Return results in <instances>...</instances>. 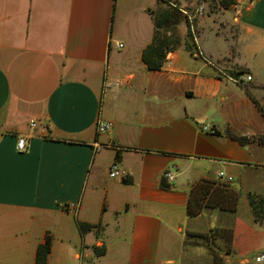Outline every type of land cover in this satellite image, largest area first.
<instances>
[{"label": "crops", "instance_id": "1", "mask_svg": "<svg viewBox=\"0 0 264 264\" xmlns=\"http://www.w3.org/2000/svg\"><path fill=\"white\" fill-rule=\"evenodd\" d=\"M176 2L194 5L191 39L149 71L163 0H0V264H35L46 238L45 264H186L185 234L207 225L189 190L219 172L238 194L224 264L264 253L247 201L264 197V0Z\"/></svg>", "mask_w": 264, "mask_h": 264}, {"label": "trees", "instance_id": "2", "mask_svg": "<svg viewBox=\"0 0 264 264\" xmlns=\"http://www.w3.org/2000/svg\"><path fill=\"white\" fill-rule=\"evenodd\" d=\"M233 1L219 0L218 4L222 8H227L233 4ZM163 3L166 5L165 9L156 15H153V12L151 14L154 27L152 39L150 44L141 53V61L149 71H158L164 63L166 53L173 51L177 46L176 26L181 20L187 25L186 16L182 15L179 8L172 7L166 0H163ZM166 33H169L170 36H166ZM187 36L190 40L191 35L189 30H187ZM234 139L239 143L248 141L244 137H234ZM258 140L264 141V137ZM160 186L162 188L167 187L163 178L160 180ZM237 201L238 194L229 184L207 180L198 181L189 190L185 208L186 217L194 218L207 210H217L229 213L232 216L236 210ZM247 201L253 213L254 221L259 224L264 223V197L248 194ZM78 228L83 233L95 229L96 226L78 223ZM230 237L231 233H229L228 245ZM49 245V239L46 238L44 243L38 246L35 254V264H45Z\"/></svg>", "mask_w": 264, "mask_h": 264}, {"label": "rangeland", "instance_id": "3", "mask_svg": "<svg viewBox=\"0 0 264 264\" xmlns=\"http://www.w3.org/2000/svg\"><path fill=\"white\" fill-rule=\"evenodd\" d=\"M177 0H172V7L183 9L181 4L176 2ZM211 4V2H210ZM194 7V5H193ZM193 7L186 8L184 12L188 15H192ZM166 8V5L160 6L153 11V15H156L160 11ZM183 16H185L182 13ZM187 20V19H186ZM180 25V38L178 36V26ZM190 29V23L187 20V25L181 20V22L176 26L175 34L178 38V43L183 42L184 31ZM190 32V31H189ZM191 33V32H190ZM166 36H170L166 33ZM189 39V38H188ZM229 184L230 182H225ZM231 188H236L235 183L231 184ZM210 211V212H209ZM212 211V212H211ZM217 210H207L202 214L204 216L201 222L207 224L204 229L198 231H190L186 233L182 241V256L184 258V263L186 264H224V257L228 253L229 245V233H230V223L232 216L229 213L220 212ZM216 215V220L213 214ZM189 220H193L189 218ZM210 220L212 224L210 223ZM204 224V223H203Z\"/></svg>", "mask_w": 264, "mask_h": 264}, {"label": "built area", "instance_id": "4", "mask_svg": "<svg viewBox=\"0 0 264 264\" xmlns=\"http://www.w3.org/2000/svg\"><path fill=\"white\" fill-rule=\"evenodd\" d=\"M167 3L169 5L172 6V0H166ZM185 16H186V19L188 20V22L191 24V19H192V16L186 14L184 11L182 12ZM189 31L191 32V26H190V29ZM122 45L121 44H118L117 45V48H121ZM243 79V76H240L238 77L237 79H232L233 82H239ZM251 79V77L249 76H245L244 77V80L246 81H249ZM29 126L30 127H33L34 126V122L33 121H29ZM112 127V123L110 121H103L101 119H97L96 122H95V132L97 134H104L106 132H108ZM201 131L202 132H205L209 135H215L216 131L213 127H210L208 125H204L201 127ZM26 148V142H25V139L24 138H19L16 142V146H15V149L18 151V152H22L24 151ZM114 150L118 151L117 148H114ZM124 172H122L119 167H118V164L116 161H113L111 163V165L109 166L108 168V176L110 178H116V177H120L121 175H123ZM162 178L164 180H166V182H171L172 181V176L168 173V172H165L162 174ZM217 178L218 179H223L224 178V182H230L231 181V178L230 177H226L223 175V173L219 172L217 174ZM62 208L64 210H71L73 212L76 211V207L73 206V205H66V206H62ZM253 262L255 264H264V253H258L254 256L253 258Z\"/></svg>", "mask_w": 264, "mask_h": 264}]
</instances>
